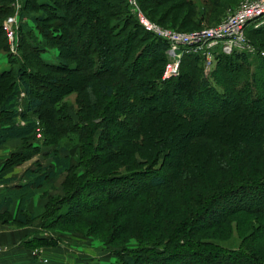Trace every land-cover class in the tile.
<instances>
[{
	"label": "trees",
	"instance_id": "trees-1",
	"mask_svg": "<svg viewBox=\"0 0 264 264\" xmlns=\"http://www.w3.org/2000/svg\"><path fill=\"white\" fill-rule=\"evenodd\" d=\"M13 3L0 0V45ZM136 3L149 21L189 33L234 0ZM20 15L39 37L21 24L19 52L0 72V147L25 145L4 167L33 156L28 143L40 131L55 169L35 163L26 172L29 183L1 204L8 212L20 199L12 222L40 220L44 231L93 238L120 264H264V58L216 52L208 79L203 57L185 55L179 75L162 81L168 45L140 25L127 0H21ZM246 35L264 50L252 39H264V29ZM52 48L49 62L42 54ZM62 83L71 85L47 95ZM72 93L77 122L59 105ZM169 98L171 105L149 106ZM174 128L190 129L177 151ZM64 173L62 195L49 198ZM33 186L48 203L27 215Z\"/></svg>",
	"mask_w": 264,
	"mask_h": 264
},
{
	"label": "rangeland",
	"instance_id": "rangeland-1",
	"mask_svg": "<svg viewBox=\"0 0 264 264\" xmlns=\"http://www.w3.org/2000/svg\"><path fill=\"white\" fill-rule=\"evenodd\" d=\"M245 0H234L233 4H226L223 13L220 15V17L216 20L215 17H213L211 15V13H207V17H204L202 19V23L201 24H197V28L195 31L193 32H199L202 31L204 29H209L212 28L216 25H218L219 23H221L223 20H225L228 16H230L237 8V6L239 5V3L243 2ZM199 5L200 2H199ZM11 10L13 11L11 15L7 16L3 23L2 26L4 25L5 21L10 18V17H15L17 20V30H16V35H15V40L12 43H9L7 38H6V42L1 43L0 45V62L3 63L5 66H8V70L5 72H8L11 70V65L9 64V59L8 56L9 55H17L19 50V43H20V39H21V34L19 31V26L21 24H25L26 26H30L32 28V30L34 31V34L36 37H39V34L37 32L36 29H34L33 25L30 24L29 21H27L26 19H22L20 16V12H21V0H14V3L11 4ZM143 14V13H142ZM24 21V22H23ZM158 25V24H156ZM160 26V25H158ZM162 27V26H160ZM164 28V27H162ZM165 29H169V28H165ZM173 30V29H170ZM177 31V30H175ZM181 32V31H178ZM183 33H187V32H183ZM192 33V32H189ZM263 37H259V36H252V39L257 42V44H263L264 39H262ZM261 40V41H260ZM58 54V51L55 48H52L51 51L46 52L45 54H42V57L45 60H49V62H53L54 61V56ZM168 61V58H167ZM217 60L215 59V56L213 57L212 60V66L210 67L209 70H206L205 68V63H203L204 65V76L206 78H210L211 77V73L212 71L215 69ZM38 71V69H35ZM1 72V71H0ZM43 73V71H42ZM54 76V75H52ZM75 78V79H74ZM74 78H69V82L70 80H77V77L74 76ZM16 81L12 80V83L10 84H14ZM72 82V81H71ZM70 82V83H71ZM68 84V83H66ZM66 84L62 83L61 86H59L58 88L54 87H48L49 90L46 92L48 96H53L55 94V92H57L60 89H63ZM71 85V84H68ZM67 87V86H66ZM41 92V91H39ZM22 93V92H21ZM19 93L17 95L16 98V103L18 102V99L20 97ZM47 97V96H46ZM178 98H180V95H177ZM77 98H78V94L77 93H72L66 97L63 98L62 102L59 104L64 105L66 104L68 106V113L72 116V118L74 119L75 122H77V117H76V102H77ZM167 99H163L162 101H154V102H150L149 106L153 109V110H158L160 109L161 104L164 105H168L171 103H173L172 100H170L167 102ZM1 126V125H0ZM188 133H190V129L187 128L185 129V131L183 132L182 129H178V128H174L173 131H171V135H173L174 137V142L177 144L176 146V151L179 149V147L181 146H185V144H187L189 137ZM45 137L43 136V134L38 131L37 132V136L34 139V142L36 143V141H38V143L42 144L44 142ZM66 140V139H65ZM33 144V143H32ZM31 143L28 144L30 147H32ZM26 145V146H28ZM25 146V145H23ZM32 149V148H31ZM74 149H71L70 154L71 157H74ZM40 162L44 164L46 162V159H42ZM38 163V162H37ZM41 164V163H40ZM66 177V174L64 173L63 175H61L58 178V182L54 183L53 185V190L50 193L49 198H58L62 195L61 191H62V183L64 181ZM93 197V195H91ZM243 202H248V200H243ZM48 203V201H47ZM46 203V204H47ZM83 200H80V205L83 204ZM45 204V205H46ZM44 205V207H45ZM75 205H77V203H75ZM78 206V205H77ZM217 211V210H216ZM215 211V212H216ZM3 223H9L8 220H4L2 221ZM35 222V221H33ZM31 222V223H33ZM17 225H15L16 227ZM27 226V225H26ZM20 227V226H19ZM24 227V226H21ZM39 233L41 235H45L42 238H33L30 243L33 246V260L34 262H40V264H120L119 260H117L115 257H113L111 255V253L104 247L102 246L98 241H96L93 238H86L81 236L80 234H70L69 232H63V231H44V230H40ZM47 234V235H46ZM235 237L230 241L227 242L225 245L229 246H234L235 245ZM130 247H134V242L131 241Z\"/></svg>",
	"mask_w": 264,
	"mask_h": 264
},
{
	"label": "built area",
	"instance_id": "built-area-1",
	"mask_svg": "<svg viewBox=\"0 0 264 264\" xmlns=\"http://www.w3.org/2000/svg\"><path fill=\"white\" fill-rule=\"evenodd\" d=\"M127 3L140 25L147 32L163 39L168 45L166 51L168 61L162 73V81L179 75L180 64L185 55L203 57L206 70L212 66L216 52L226 55L239 52L264 58V50L258 49L246 35L247 30L264 29V0H245L239 3L236 10L218 25L192 33L162 28L142 14L136 0H127ZM3 30L8 42L12 43L17 30L16 18H8L3 25Z\"/></svg>",
	"mask_w": 264,
	"mask_h": 264
},
{
	"label": "crops",
	"instance_id": "crops-1",
	"mask_svg": "<svg viewBox=\"0 0 264 264\" xmlns=\"http://www.w3.org/2000/svg\"><path fill=\"white\" fill-rule=\"evenodd\" d=\"M9 68L0 62V71L5 72ZM22 92V93H21ZM20 97L16 103V109L21 112L24 100V93L20 91ZM22 125L23 123L20 122ZM1 128V127H0ZM32 144L31 148H37L38 151L26 159L19 165L5 168L4 165L6 161L13 154H21L24 152L23 141L12 140L5 145L0 147V247L2 252L0 253V264H31L33 261V246L30 241L33 238H42L45 235H41L39 231L41 230V221L36 220L27 226L19 227L12 222L19 212L20 199L12 201L9 206L8 212H3L1 209V204L5 202L10 194L19 191L24 185L29 183L31 180V175H27L26 172L34 167L35 163H41L42 159H46L47 164H50L53 169H55L51 160L43 156L42 151L44 146L38 141L36 143L34 140L30 141L28 144ZM58 182V179L54 182ZM54 185V184H53ZM32 190L39 191L40 188ZM47 203V198H41L40 191L36 193L26 204L25 214L31 215L35 209L44 207ZM8 218L9 223H3V219ZM47 235V234H46ZM37 264H40L38 262ZM42 264V263H41Z\"/></svg>",
	"mask_w": 264,
	"mask_h": 264
}]
</instances>
